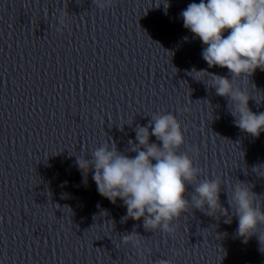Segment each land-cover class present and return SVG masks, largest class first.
<instances>
[{
	"label": "clouds",
	"instance_id": "9594fccd",
	"mask_svg": "<svg viewBox=\"0 0 264 264\" xmlns=\"http://www.w3.org/2000/svg\"><path fill=\"white\" fill-rule=\"evenodd\" d=\"M93 2L100 9H105L112 5L113 0ZM68 15L65 10L59 17V23L65 27ZM180 15L184 28L205 45L202 58L209 68H226L232 78L195 68L188 75L198 82H204L203 77H207L206 86L210 85L218 96L231 102L229 111L235 126L259 137L264 132V112L254 113L249 108L250 96L233 87L232 81L249 78L258 68L264 71V0H200L199 3L188 4ZM226 31L228 34L225 36ZM135 132L138 145L132 149L136 153L134 157L122 154L114 144L110 147L106 142L91 153L90 160L84 156L76 160L85 175L90 169L94 170L92 179L101 196L113 204L117 199L123 201L127 209L123 219H142L145 230L158 229L171 234L176 230L175 222L192 208L204 211L207 206V215L210 216L218 211L222 215L227 213L220 203V179L198 181L202 170L195 166L186 152H179L184 144V135L173 114L154 115L147 126H138ZM150 136H155L162 146L150 143ZM186 185H195L191 200L185 196ZM256 197L247 184L241 182L234 186L228 202L231 207L235 206L237 234L244 238L245 243L253 235H258L264 245L259 231L264 226V210ZM139 237L133 231L122 237V243H131L139 249ZM159 264L170 262L161 260Z\"/></svg>",
	"mask_w": 264,
	"mask_h": 264
}]
</instances>
